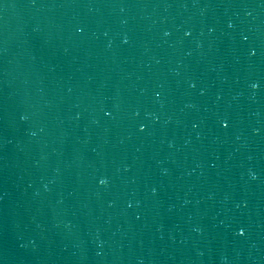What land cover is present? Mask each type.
<instances>
[{"label": "water", "instance_id": "1", "mask_svg": "<svg viewBox=\"0 0 264 264\" xmlns=\"http://www.w3.org/2000/svg\"><path fill=\"white\" fill-rule=\"evenodd\" d=\"M0 264H264V0H0Z\"/></svg>", "mask_w": 264, "mask_h": 264}, {"label": "snow or ice", "instance_id": "2", "mask_svg": "<svg viewBox=\"0 0 264 264\" xmlns=\"http://www.w3.org/2000/svg\"><path fill=\"white\" fill-rule=\"evenodd\" d=\"M251 54H252V55H255L256 53H255V52H252ZM258 86H259V85L254 84V85H253V88H257ZM221 126L224 127V128H227L229 125H228L227 122H225V121H221ZM141 131H143V129H141ZM253 179H255V176H253ZM238 235H240V236H244V235H245V231H244L243 229H240V230L238 231Z\"/></svg>", "mask_w": 264, "mask_h": 264}, {"label": "clouds", "instance_id": "3", "mask_svg": "<svg viewBox=\"0 0 264 264\" xmlns=\"http://www.w3.org/2000/svg\"><path fill=\"white\" fill-rule=\"evenodd\" d=\"M166 35H167V34H166ZM125 43H127V39H125ZM100 183H101V184H104V183H106V181H105V180H101Z\"/></svg>", "mask_w": 264, "mask_h": 264}]
</instances>
